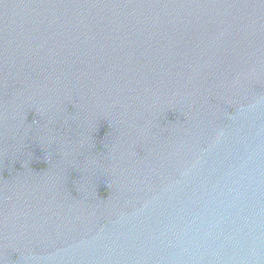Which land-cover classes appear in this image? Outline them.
Instances as JSON below:
<instances>
[{"label": "water", "instance_id": "95a60500", "mask_svg": "<svg viewBox=\"0 0 264 264\" xmlns=\"http://www.w3.org/2000/svg\"><path fill=\"white\" fill-rule=\"evenodd\" d=\"M0 264H264V0H0Z\"/></svg>", "mask_w": 264, "mask_h": 264}]
</instances>
